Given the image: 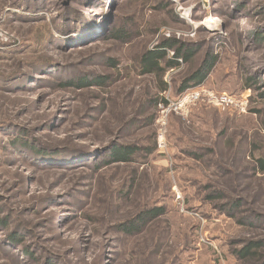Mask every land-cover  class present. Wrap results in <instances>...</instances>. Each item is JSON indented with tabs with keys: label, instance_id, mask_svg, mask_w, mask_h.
<instances>
[{
	"label": "rangeland",
	"instance_id": "1",
	"mask_svg": "<svg viewBox=\"0 0 264 264\" xmlns=\"http://www.w3.org/2000/svg\"><path fill=\"white\" fill-rule=\"evenodd\" d=\"M126 21L131 41L109 38ZM163 38L200 50L161 93L137 64ZM212 52L204 87L244 96L246 111L173 112L160 150L151 100L174 98ZM125 145L133 161L108 163ZM261 156L264 0H0V264H250L235 254L264 243ZM153 207L165 213L134 233L119 226Z\"/></svg>",
	"mask_w": 264,
	"mask_h": 264
},
{
	"label": "trees",
	"instance_id": "2",
	"mask_svg": "<svg viewBox=\"0 0 264 264\" xmlns=\"http://www.w3.org/2000/svg\"><path fill=\"white\" fill-rule=\"evenodd\" d=\"M97 2L98 0H82V3L86 2ZM95 5V4H94ZM87 8V7H86ZM90 8V7H89ZM89 8L84 9L81 7L78 9L82 15L87 11ZM103 16L102 19H104ZM90 20V19H89ZM82 20L80 23H82ZM85 23V22H84ZM130 22L126 21L124 24L116 26V28L112 29L110 32L109 38L117 39L122 42L131 41L132 37L136 34V25L129 24ZM65 24L62 22V25L59 29L65 28L63 26ZM74 27L75 24H72ZM83 27V26H82ZM135 27V28H134ZM62 30V29H61ZM260 35V34H257ZM167 49H173L175 52V58H169L167 55ZM200 50V45L198 43H191V42H184L175 38H163L159 44L156 46L155 49H146L142 52L139 56L137 69L138 72L142 75H152L156 77L157 85L159 90L162 92H166L169 85L167 81L164 80L165 73L175 67H178L180 64L177 58H182V60L186 63L190 62ZM218 63V56L212 53H206L203 60L201 61L200 65L193 69L191 72L187 73L183 76L179 82L178 87L174 93V98H178L182 96L187 90L205 85V83L209 80L210 73L214 71L216 65ZM251 82V78H248ZM80 87L85 85H102L106 83L107 77H96L89 82L88 79L81 78L80 80ZM249 88H251V83L247 82ZM214 90V89H213ZM218 92L217 90H215ZM233 95H237L236 93H231ZM153 105H157L161 103V101L166 102L163 96L153 98L152 100ZM255 112H260L258 109H255ZM138 147L134 145H125V146H117L114 147L111 152L109 153L110 159L108 163L111 162H130L137 155ZM39 151V150H38ZM153 148H144V152L151 153ZM41 152V151H39ZM255 169L264 173V156L255 158ZM165 213L164 208H147L137 215H135L132 219L120 223L121 229L125 231H130L134 233L135 230H139L140 227H143L150 221L154 220L155 218L163 215ZM134 230V231H133ZM10 242L12 245H20V242H17L20 237L18 235L12 234L10 235ZM264 247V243L261 241H249L245 245H243L240 249L236 251V256L247 262H251L250 264H264V252L262 251ZM249 264V263H248Z\"/></svg>",
	"mask_w": 264,
	"mask_h": 264
},
{
	"label": "built area",
	"instance_id": "3",
	"mask_svg": "<svg viewBox=\"0 0 264 264\" xmlns=\"http://www.w3.org/2000/svg\"><path fill=\"white\" fill-rule=\"evenodd\" d=\"M172 54L174 53L172 52ZM177 60L182 63L181 58H177ZM165 97L166 102L159 104L161 106V113L158 119L160 128L157 137L158 148L163 151L168 149L166 136L168 117L171 113L187 114L189 108L200 101L222 108L237 107L243 112L246 111L248 106V99L244 96L238 97L229 92H216L213 89L204 87V85L191 88L178 98H170L168 95Z\"/></svg>",
	"mask_w": 264,
	"mask_h": 264
}]
</instances>
